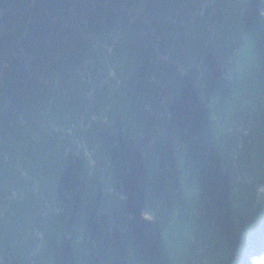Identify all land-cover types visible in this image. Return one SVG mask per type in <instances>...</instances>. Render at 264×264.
Wrapping results in <instances>:
<instances>
[{
    "label": "water",
    "instance_id": "95a60500",
    "mask_svg": "<svg viewBox=\"0 0 264 264\" xmlns=\"http://www.w3.org/2000/svg\"><path fill=\"white\" fill-rule=\"evenodd\" d=\"M0 264H264V0H0Z\"/></svg>",
    "mask_w": 264,
    "mask_h": 264
}]
</instances>
